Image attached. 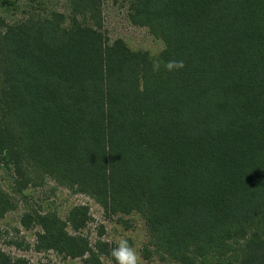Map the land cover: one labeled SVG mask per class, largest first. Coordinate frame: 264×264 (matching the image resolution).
Here are the masks:
<instances>
[{"label":"trees","instance_id":"1","mask_svg":"<svg viewBox=\"0 0 264 264\" xmlns=\"http://www.w3.org/2000/svg\"><path fill=\"white\" fill-rule=\"evenodd\" d=\"M0 0V173L51 179L106 216L139 215L160 264H264V0H116L164 43L110 41L104 0ZM42 7V8H41ZM184 67L167 71L168 61ZM159 62L158 72L153 63ZM0 189V220L17 209ZM88 206L34 212L37 252L102 264ZM73 231V233L70 232ZM0 264H31L0 250Z\"/></svg>","mask_w":264,"mask_h":264},{"label":"rangeland","instance_id":"2","mask_svg":"<svg viewBox=\"0 0 264 264\" xmlns=\"http://www.w3.org/2000/svg\"><path fill=\"white\" fill-rule=\"evenodd\" d=\"M42 6V10L47 12L56 10L70 14L67 0H44ZM103 15L105 29L111 42L122 39L132 50L145 51L153 57H157L163 51L162 41L154 38L147 28L136 26L130 21L128 2L104 0ZM22 16L21 13L0 11V18L10 23L21 19ZM11 177L0 173V189L11 193L13 183ZM11 198L17 204V209L0 220V250L12 258H24L31 264H87L85 259H71L54 251L37 252L35 245L37 233L41 228L37 225L31 228L22 225V218L29 213L56 211L66 219L74 206L84 205L89 207L92 221L82 233L89 237L93 246L104 228L101 239L112 247H116L121 239H126L135 249L139 264H160L158 259L148 261L144 256L145 248H151L150 239L145 222L137 214L109 218L93 199L59 186L51 179H46L41 187L27 188L23 195L11 193ZM70 232L73 233L72 230ZM101 260L102 264H115L107 256H103Z\"/></svg>","mask_w":264,"mask_h":264},{"label":"clouds","instance_id":"3","mask_svg":"<svg viewBox=\"0 0 264 264\" xmlns=\"http://www.w3.org/2000/svg\"><path fill=\"white\" fill-rule=\"evenodd\" d=\"M184 67L183 61H168L165 64L167 71H176ZM159 62L153 63V71L158 72ZM110 255L114 258L116 264H139V258L135 249L129 244L128 240L121 239L118 245L110 250Z\"/></svg>","mask_w":264,"mask_h":264}]
</instances>
